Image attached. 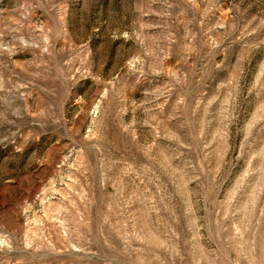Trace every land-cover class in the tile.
<instances>
[{"label": "rangeland", "instance_id": "374dc122", "mask_svg": "<svg viewBox=\"0 0 264 264\" xmlns=\"http://www.w3.org/2000/svg\"><path fill=\"white\" fill-rule=\"evenodd\" d=\"M0 264H264V0H0Z\"/></svg>", "mask_w": 264, "mask_h": 264}]
</instances>
